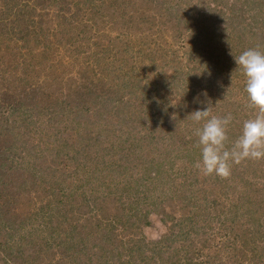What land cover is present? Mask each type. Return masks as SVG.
Segmentation results:
<instances>
[{
	"label": "rangeland",
	"instance_id": "rangeland-1",
	"mask_svg": "<svg viewBox=\"0 0 264 264\" xmlns=\"http://www.w3.org/2000/svg\"><path fill=\"white\" fill-rule=\"evenodd\" d=\"M200 15L208 16L206 23L200 22ZM249 47L264 51V0H0V123L14 119L12 123L18 126L15 137L21 139L20 143L10 139L14 160H5L3 168L25 165L40 169V176L45 174L53 182L56 173L52 169L72 164L80 137L98 131L104 139L113 133L115 123L105 121L115 122L116 111H106V105L129 100V108L118 117L121 122L130 120L127 127L144 137V146L136 153L146 163L150 157L151 163H162L154 156L156 142L162 158L169 157L161 164L163 174L142 182L149 188L150 201L155 200L163 190L164 181L160 182L172 166L177 167L174 146L162 147L158 142V138H169L171 128L165 120L172 115L185 117L183 112L175 114L174 106L176 110L179 105L189 107L192 112L209 105L212 114L232 113L230 139L239 135L243 120L253 114L244 90L245 78L234 61V56ZM211 52L216 59L211 60ZM109 99L110 103L101 102ZM25 106L35 111L25 117L8 116L12 109L22 112ZM130 111H135L136 121L128 118ZM93 120L97 121L92 125ZM104 140L112 153L124 147L120 143L112 149L114 144ZM24 141L27 143L21 144ZM43 146L48 149L45 153L46 149L39 150ZM254 174L264 178V159L232 165L229 176H219L220 184L230 195H240L243 178ZM29 175L28 170L26 177ZM89 175L85 170L79 172L75 183L78 179L83 187L96 188ZM198 178L205 180L202 173ZM207 178L212 180L213 174ZM1 181L0 264H60L61 253L83 261L82 245L74 243L80 242L76 233L88 232V225L81 229L86 217L77 212L60 214L65 211L63 204L53 202L46 191L48 185L31 181V176L24 184L10 183L11 188ZM66 185L70 187L69 182L63 187ZM2 186L10 189L1 193ZM52 189L57 187L52 185ZM82 200L77 195L73 201ZM164 210L167 207L160 211ZM105 212L121 214L120 204L108 202ZM159 214L150 213L148 223L137 226L138 244L155 243L168 233L169 223L164 224ZM173 214L179 217V213ZM3 222L10 229L2 228ZM89 239L85 247L91 248L90 253H100L98 245L91 246L98 239ZM215 242L203 254L222 260L227 253L219 254ZM68 264L76 263L71 258Z\"/></svg>",
	"mask_w": 264,
	"mask_h": 264
},
{
	"label": "trees",
	"instance_id": "trees-1",
	"mask_svg": "<svg viewBox=\"0 0 264 264\" xmlns=\"http://www.w3.org/2000/svg\"><path fill=\"white\" fill-rule=\"evenodd\" d=\"M207 18V15L199 16L201 23H206ZM234 33L236 35L237 29ZM214 59H216V55L211 52V60ZM106 99L108 98L104 100ZM128 101L121 99L117 104L112 102L105 107L106 111L115 109L117 116L115 119L117 120L115 122L113 119L105 121L109 123L111 120V123L115 124L112 128L113 133L110 136L106 135L104 139L108 140L110 144H114L112 149H116V145L120 143L124 144V147L118 148L112 153L111 149H108V143L102 138L104 136L102 133L97 131L86 134L80 137L79 148L74 151V156L71 158L72 164H66L60 169H52L56 173L53 182L49 181V178L46 179L45 174L44 177L40 176V173L37 172L40 169H31L25 165H11V167L3 168L5 160H14L13 157H10L13 144L9 145V141L18 135L16 133L18 126L14 124V119L7 120L9 124H6L7 121L0 123V144L4 147L2 151L0 150V181L2 180L4 186L18 182L24 184L31 176V181L39 180V183L42 184L43 178H45L43 184L45 187L46 184L48 185L46 191L51 194L50 199L53 202L57 201L59 206L63 204L61 207L65 211H61L60 214L65 216L66 213L72 215L77 212L83 218L86 217L85 224L81 229L88 227V232L76 233L80 242L74 243L82 245L80 249L83 252V261L76 260L74 254L71 256L76 264H264V196H261L264 178L261 179L257 174L252 175L251 178L241 176L240 180L243 178L244 188L240 195L233 193L230 195L224 189L225 186L220 184L223 180L218 175L213 174L212 180L207 178L208 175H204L205 180L198 178L200 172L194 164L199 158L192 160L194 156L199 157V149L196 147L197 137L194 134V129L198 125L193 127L195 123L191 119L186 120L189 118L188 114L191 113L189 107L185 108L179 105L176 110L174 106L175 114L179 115L183 112L185 117L172 115L170 120H165L168 121V126L171 128L169 135L167 134L169 138L167 140L158 138L161 140L158 142L162 147L165 145L174 146L176 161L174 164L177 167L173 169L172 166L169 169L165 180L160 182L164 181L162 192L157 199L150 201V197L147 196L149 188L142 185V182L147 177L151 180L163 174L165 171L161 170V164L165 165L167 162L164 161L169 157L162 158L163 151L157 148L156 142L154 145H157L155 147L157 153H154V156L159 158L162 163H151L152 157L146 163L142 160L143 156L136 153L144 146L142 142L144 137L138 135L137 132L140 131L127 127L130 120L121 122L118 117L119 113L125 114L120 112L121 110L129 108ZM101 102L110 103L111 101L109 99L101 100ZM224 102L226 106L231 105ZM28 109L29 107L22 112L17 108L12 109V113L8 116L23 114L25 117L32 110L35 111L34 108H31L30 111ZM127 112L129 113V110ZM134 112L130 111V114L127 115L128 118L136 121L137 115ZM8 116L7 119H9ZM97 120L90 123L93 125ZM154 122L156 123L157 120L154 119ZM150 139L153 140V136ZM20 141L21 139L18 138L15 140L18 143ZM25 143L27 142H21L24 145ZM102 144H106V146L102 148ZM151 147L154 146L151 145ZM39 150H44L42 153H45L48 149L43 146ZM165 153L170 156L168 151L165 150ZM24 162H28V160ZM28 170L30 175L26 177ZM83 170L90 173L89 176L96 188L83 187L84 182L78 179L75 183V176ZM107 171L111 173L110 177L106 173ZM68 182L70 187L67 185L63 187ZM52 185L57 189L53 190ZM4 186H2L1 193L7 192L12 187ZM152 186V188H156L154 184ZM142 187L143 189H141ZM77 195L83 198L80 201L82 204L73 201L76 200ZM165 200L170 202L163 204ZM108 202H114L116 206L118 202L121 214L104 213V207ZM227 203L230 205H226ZM164 207H167V210L160 211ZM82 208L85 211H82ZM168 209H173V213H179V217L177 218ZM152 212L157 214L161 212L159 214L161 221L164 224L169 223V231L155 243L138 244L139 239L135 236V230L140 223H148L146 219ZM90 222L92 226L89 225ZM3 223L2 228L10 229L8 224ZM86 225L88 226L86 227ZM71 230L75 232L74 228ZM100 231L102 233L99 234ZM50 235L53 236V232ZM90 237L98 239L99 243H92L91 246L98 245L96 250L99 249L100 253H90L91 248L85 247ZM70 242L73 243L74 239L70 238ZM214 242V247L217 246L219 254L223 251L227 253L226 258L214 260V256L212 257L211 254H203L205 250H211ZM120 244L123 248H119ZM76 254H78V249ZM199 254L204 257L198 259L196 256ZM219 256L215 255L216 258ZM60 257L62 258V261L59 260L60 264H68V259L71 260L64 253H61Z\"/></svg>",
	"mask_w": 264,
	"mask_h": 264
},
{
	"label": "clouds",
	"instance_id": "clouds-1",
	"mask_svg": "<svg viewBox=\"0 0 264 264\" xmlns=\"http://www.w3.org/2000/svg\"><path fill=\"white\" fill-rule=\"evenodd\" d=\"M236 68L245 78L244 90L253 114L244 119L240 133L229 138L232 113L212 114L208 106L197 108L188 117L194 129L199 159L194 166L203 175L227 177L234 164L264 159V51L249 47L234 56Z\"/></svg>",
	"mask_w": 264,
	"mask_h": 264
}]
</instances>
